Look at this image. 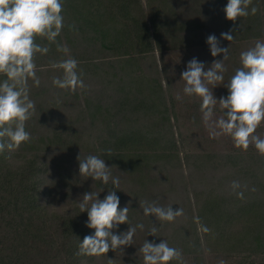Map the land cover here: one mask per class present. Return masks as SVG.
Instances as JSON below:
<instances>
[{
    "label": "rangeland",
    "instance_id": "374dc122",
    "mask_svg": "<svg viewBox=\"0 0 264 264\" xmlns=\"http://www.w3.org/2000/svg\"><path fill=\"white\" fill-rule=\"evenodd\" d=\"M74 4H77V1L63 0L64 27L56 37L55 42L40 37L39 45L47 47L49 51L46 54L37 53L34 57L36 70H38L36 75L40 80L39 86L34 85L31 79L28 81L29 96L35 103V110L26 122L27 131L31 133V140L22 143L15 150H5L6 160L12 166L28 160L35 161L41 166V176L44 177V180L40 186L39 197L43 210L47 214L50 216L53 214L56 216L72 214L75 208L79 207L84 193L100 192L99 198L102 199L107 191L113 190L110 187L111 182L105 185L100 180L97 183V180H93L91 177L80 176L77 157L80 156V159H83L90 154L99 157L97 153L99 147L101 149L113 147V142L110 140L113 135L117 136L120 132L126 134L131 128L138 129L154 122L145 119L135 122L137 115L130 114L127 106L126 108H118L117 105V111L115 110L117 100L122 101L126 99L127 95L132 97L133 94L140 91L144 97L148 98L152 92L146 80L150 78L158 79L163 86L162 92L158 90L152 94L154 95L155 109H152L151 112L152 115H155V122L158 123L157 126H154L155 135L161 138L160 146L166 148L170 141L177 142L175 145L181 164H176V160L173 159L174 163L166 164L168 172L160 169L159 166V176L155 175L156 171L154 172L151 167L153 174L148 176L150 181L145 182L142 197H138L140 203L144 201L155 202L164 207L171 205L174 211L176 207H180L185 212L189 209L194 212L197 209L195 194L207 192L208 189L214 188L217 185L215 180L220 176H225V171L220 168H207L205 172L193 169L195 162L186 157L189 154L216 153L217 155H227L231 157L230 160L234 165L240 166L241 171L234 178L237 179L241 187H249L250 190H253L252 187L248 186L252 181L255 184L259 182L261 186H264V172L261 174V171H256L251 164L253 161L259 163L264 161V156L258 154L254 145H250L246 151L234 147L232 139L228 135L210 138L209 128L205 126L202 119L200 99L196 96L185 95L183 92L185 82L180 79V74L186 70L187 62L190 59L196 57L199 61L205 62V70L214 59H223V54L217 57L211 55L210 48L206 43V38L210 34H203L202 38L199 39L202 46L188 50L179 48L164 52L162 60L158 56L156 58L157 72L150 61L138 62L133 66L109 65L108 62L102 63V61L114 58L113 52L115 51L104 50L102 43H95L94 31L92 30L95 24L96 8H106V12H109V6L100 5L98 0L88 2L86 5L77 6ZM212 34L220 39L218 32ZM254 43L255 41L235 43V41L220 40L221 47H228L229 58L224 62L227 68L224 73V81L213 88V94L217 99L221 96H227L228 90L223 84L227 83L235 69L240 67V52L254 46ZM58 46H66L69 52L65 53L59 50ZM69 57L78 61L77 70L78 72L82 71V79L86 85L84 88H77L75 92L60 89L52 84L53 77L63 76L62 70L54 68L53 63ZM131 72L142 73L145 76L144 82L146 84L143 89L140 88L141 85L138 86V83L131 81ZM209 87L211 88V85ZM126 88L129 89L126 90ZM146 88L148 91L144 92ZM131 90L133 94H127ZM120 111H129V113L121 112L118 114ZM139 115L143 114L139 113ZM221 115L222 111L217 104L213 119L215 120ZM162 117H169L170 119L166 121ZM257 134L264 138V123L258 127ZM120 148L123 146L120 145ZM250 155L256 157L252 158ZM227 160L229 159H217L224 165V168ZM105 163L109 166L107 162ZM236 170L238 171V169ZM111 173L113 176L119 177L120 186L116 190L125 199L120 202L119 206L125 207L130 203L136 205L137 203L133 202L134 197L128 193L132 184L122 182L118 172ZM256 174L259 177H254ZM232 179L230 180L231 184ZM225 187L224 181L222 192L217 190L218 188L216 192L225 195L228 192H226L227 188ZM260 188L254 185V191L260 192ZM187 197H189L191 205L189 207H187ZM140 210L142 214L133 218L132 224L134 225L132 226L139 224L145 217L141 207ZM152 217L151 224L156 225L157 220L154 216ZM148 218L150 219V216ZM238 225L234 228L237 229ZM127 229L128 227L119 225L117 229L112 231L114 234H119ZM52 231L50 230L48 233L50 234ZM61 232V229H58L55 234H58L59 237ZM145 237H147V232H141L137 228L132 245L121 246L115 251L110 249L108 253L100 256L84 255L80 263L143 264L142 254L137 250L144 243V239L148 238ZM58 248L63 250L61 243H59ZM203 261L205 264H221V262L223 264H264V251L239 255L207 254ZM49 264L60 263L51 261ZM183 264H192V262L183 258Z\"/></svg>",
    "mask_w": 264,
    "mask_h": 264
},
{
    "label": "trees",
    "instance_id": "16d2710c",
    "mask_svg": "<svg viewBox=\"0 0 264 264\" xmlns=\"http://www.w3.org/2000/svg\"><path fill=\"white\" fill-rule=\"evenodd\" d=\"M75 1L77 4L74 5L78 6L93 0ZM98 3L106 4L110 8L109 12H106V8H96L95 24L92 28L94 42L102 43L104 50L115 51L114 58L102 61L108 62L109 65L133 66L138 62L150 61L157 72L158 56L162 60L164 52L202 46L199 39L203 34L218 32L220 35L232 30V41L235 43L264 39V0H252L249 11L255 6L257 13L240 17L235 22L225 18L223 8L227 0H98ZM39 42L40 37H37L36 43L40 44ZM130 77L131 81L141 85L142 89L147 83L152 93L146 98L140 91L133 94L131 90L127 94L133 96L127 95L126 99L117 100L115 110L117 111V105L118 108L127 106L130 114L137 115L135 122L140 119L154 122L138 129L131 128L126 134L120 132L117 136L113 135L110 138L113 147H99L97 153L108 163L111 172L120 174L122 182L132 184L130 189L128 186L127 189L128 193L137 199L133 198V202L137 204L130 203L126 206L129 207L128 223L134 225L133 218L142 214L138 197H142L145 182L150 181L148 176L152 173L151 167L156 171L155 175H160V167L168 172L166 164L174 163L173 159L176 164H181V161L175 145L177 142L168 141L167 148L160 146L161 138L154 132V126L158 123L151 112L155 109L152 94L158 90L162 92L161 81L150 78L145 83V76L135 72H131ZM4 78L0 76V79ZM147 91L146 88L144 92ZM129 111H120L118 114H128ZM162 119L169 121L170 118ZM120 145L123 148H120ZM107 150H111L110 155L106 154ZM186 157L194 160L193 169L205 172L207 168H220L225 171V176L216 180L213 177L217 181L214 188L195 194V213L189 209L187 212L183 211L173 222L157 221L156 225L151 224L152 216L150 219L145 216L139 223L144 225V229H140L141 232H147L148 238H145L156 243L167 240L170 247L181 250L182 264L183 258L190 260L192 264H205L203 260L207 254L239 255L264 251V186L252 181L248 186L253 190L241 185L233 190L230 180L239 175L241 170L227 155L205 153L189 154ZM218 158L229 159L225 168L217 161ZM253 162L252 167L262 174L264 161ZM41 175L42 168L35 161L28 160L12 166L6 160L5 151L0 154V264H49L51 261L60 264H82L80 261L84 255L76 254L78 244L85 235L94 234L95 230L86 227L84 221L87 220V213L80 212L79 207L75 208L72 214L62 216H50L43 210L39 197L40 186L44 180ZM254 177L259 176L256 174ZM224 181L226 192L228 191L225 195L216 192L217 188L222 192ZM233 181L237 179L234 178ZM98 182L100 181L97 180ZM254 185L261 187V191H254ZM110 187L113 189L112 184ZM237 192L243 193L242 198ZM116 194L120 202L125 200L117 190ZM186 199L187 207L191 206L189 197ZM179 208L176 207V210ZM237 224L239 225L236 229L234 227ZM120 225L129 227L126 223ZM153 227L157 229L156 236L148 235ZM58 229L62 231L59 237L55 234ZM50 230L53 231L49 234ZM59 243L62 251L58 248ZM170 264L179 262L173 260Z\"/></svg>",
    "mask_w": 264,
    "mask_h": 264
},
{
    "label": "clouds",
    "instance_id": "9594fccd",
    "mask_svg": "<svg viewBox=\"0 0 264 264\" xmlns=\"http://www.w3.org/2000/svg\"><path fill=\"white\" fill-rule=\"evenodd\" d=\"M252 0H227L223 8L225 18L235 22L240 17L255 15L257 7L249 6ZM63 0H0V154L6 149L15 150L31 140V133L26 131V122L35 110V103L30 99L28 81L39 86L36 75L34 57L37 53L46 54L49 49L36 43V38H46L55 42L64 27ZM232 41V30L222 32L220 39L215 34L206 38L213 57L223 54V59H214L205 70V62L193 57L187 62L186 70L180 74L185 82L183 92L188 96L200 99V111L210 138L220 135L231 137L234 147L246 151L254 145L258 154L264 156V138L257 134V129L264 123V40L257 39L254 46L243 50L239 55L240 67L227 83V96L217 99L213 88L224 81L227 71L225 61L228 60V47H221L220 40ZM59 50L69 52L66 46H58ZM54 68L63 72L62 77H53L55 87L75 92L86 85L82 79V71L78 72V61L69 57L53 63ZM211 85V88L209 87ZM222 115L213 119L216 105ZM106 154H111L107 150ZM79 174L100 180L107 185L109 182L114 190L107 191L101 199L100 192H86L79 203L80 212L87 213L86 227L94 229V234L85 235L78 244L77 255L100 256L121 246L133 244L137 228L143 230L144 225L132 226L128 223L129 207H119L120 198L116 190L120 186L119 177L113 176L105 160L96 155L77 157ZM233 190L240 187L233 181ZM242 198L243 193H236ZM143 215L154 216L160 222H173L183 214V209L173 210L171 205L164 207L155 202H141ZM128 224L126 231L114 234L120 224ZM207 231V229H205ZM153 227L148 235L156 236ZM142 254L143 264H170L178 261L182 264V252L170 247L167 240L159 243L147 239L137 250ZM223 264V262H221Z\"/></svg>",
    "mask_w": 264,
    "mask_h": 264
}]
</instances>
